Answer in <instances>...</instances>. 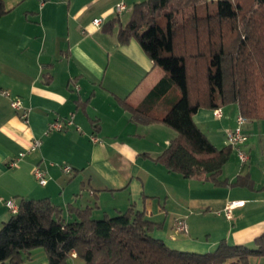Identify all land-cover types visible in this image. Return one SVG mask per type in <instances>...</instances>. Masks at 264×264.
<instances>
[{
    "label": "crops",
    "instance_id": "1",
    "mask_svg": "<svg viewBox=\"0 0 264 264\" xmlns=\"http://www.w3.org/2000/svg\"><path fill=\"white\" fill-rule=\"evenodd\" d=\"M4 1L9 11L0 18V91L20 97L29 114L21 118L0 92V228L12 216L5 200L49 197L69 220L75 218L70 205L89 206L92 217L103 218L133 204L146 218L162 223L154 236L193 252L212 250L223 238L249 243L264 232V120L245 122L242 146L249 158L242 162L233 149L221 172V179L231 182L249 175L255 187L216 186L155 162L177 131L162 121L136 122L120 102L126 99L161 117L180 94L172 89L145 101L165 71L137 39L120 43L118 24L113 31L104 28L107 20L117 15L121 20L125 10L131 14L132 5L143 0ZM119 2L126 4L122 12L115 9ZM98 17L104 19L101 26L93 23ZM221 109V117L209 108L194 115L215 147L228 145L227 133L239 115L236 104ZM70 116L72 126L47 134L51 122ZM35 138L42 144L29 150ZM21 152L24 156L11 166ZM36 165L47 172V184L34 177ZM64 165L72 172H65ZM237 199L245 205L227 219L220 211ZM209 214L227 219L224 225L212 224L217 235L208 228ZM180 217L188 232L178 237L182 232L174 226ZM71 261L82 260L72 254Z\"/></svg>",
    "mask_w": 264,
    "mask_h": 264
},
{
    "label": "trees",
    "instance_id": "2",
    "mask_svg": "<svg viewBox=\"0 0 264 264\" xmlns=\"http://www.w3.org/2000/svg\"><path fill=\"white\" fill-rule=\"evenodd\" d=\"M9 11L0 0V18ZM128 21L107 20L126 44L137 39L165 75L145 98L157 100L177 89L179 97L161 117L126 99L120 102L136 122L162 123L177 131L154 157L184 177H204L216 186L254 188L249 176L221 179L233 147H215L194 122L200 108L236 104L247 121L264 120V0H143L132 5ZM17 213L0 228V264H21L36 247H45L47 264H69L73 253L84 264H251L264 259V232L251 244L221 239L214 250L188 251L154 236L162 223L133 204L116 215L92 217V208L68 207L51 198H21ZM264 264V263H263Z\"/></svg>",
    "mask_w": 264,
    "mask_h": 264
},
{
    "label": "built area",
    "instance_id": "3",
    "mask_svg": "<svg viewBox=\"0 0 264 264\" xmlns=\"http://www.w3.org/2000/svg\"><path fill=\"white\" fill-rule=\"evenodd\" d=\"M42 3H44L46 0H41ZM126 4L124 2H119L116 4L115 9L116 12H122L123 10L126 9ZM103 18L102 17H98L95 18L93 23L97 26H101L103 23ZM1 94L9 97L10 98V103L12 105V107L17 110L21 116V118L23 119H27L29 114V110L27 107L24 106L22 99L18 96H12L10 90L7 89H2ZM215 114L218 115L219 117L223 116V111L221 108H217L215 109ZM246 117L243 116L241 113H239V115L237 116L236 119V126L230 130L227 133V139H228V145L230 144V146H232L236 151L237 154L239 156V159L242 162H246L249 158L248 153L245 151V149L243 148L242 144H244L245 142V133H244V125L245 122L247 121L245 119ZM72 124H74V116H70V117H66V118H58L56 120H54L53 122H51L50 126H49V130L47 131V134L56 130V131H61V130H65L66 126H69ZM78 129H80L78 127ZM93 141L97 142L99 138H97V136H92L91 138ZM42 144L41 139L39 138H35L32 142V145L30 147L29 150H36L37 148H39ZM24 156V152H21V154H19V157L13 159L10 161V165L11 166H15L19 160L20 157ZM64 171L67 173H71L72 172V167L69 165H64L63 167ZM33 174L34 177L36 178V180L42 184L45 185L48 182V178H47V172L42 168L39 167V165L34 166V170H33ZM5 204L7 205V207L9 208L10 212L12 214H15L18 212L19 210V203L14 199V198H10L5 200ZM245 205V200L242 199H237V200H233L231 202H229L225 208L223 210L220 211L221 214H223L227 219H232L233 218V210L235 208L238 207H242ZM187 222L185 218H177L175 221V229L178 232H183V233H187L188 232V226H187ZM74 255H76V253H73Z\"/></svg>",
    "mask_w": 264,
    "mask_h": 264
},
{
    "label": "rangeland",
    "instance_id": "4",
    "mask_svg": "<svg viewBox=\"0 0 264 264\" xmlns=\"http://www.w3.org/2000/svg\"><path fill=\"white\" fill-rule=\"evenodd\" d=\"M121 17H122L121 20H123V22L126 23L128 21L127 19H129V17H130V9L125 10L124 13L121 15ZM161 70H162V68L160 69V71ZM216 216H217L216 214H209L206 217V220H207V223H208L207 224L208 228L213 230L215 235H217V233H216V230L213 229V225L212 224L217 223V222H221V224L224 225V223H222V222L227 220L223 216L220 217L221 219L217 218ZM183 235H184L183 232L182 233H178V237H181ZM252 242H249L248 244H251ZM215 247L212 250H214ZM47 257H48V254H47V251H46L45 247L40 246V247L34 248L31 251V254L29 255V257H25L24 258V261L26 262V264H47V262H48V258ZM23 262L21 264H23ZM250 263L251 264H263L264 263V259L263 258H258V257H252ZM5 264H12V263L10 261H7ZM69 264H75V263L70 261ZM79 264H84V261L82 260L81 263H79Z\"/></svg>",
    "mask_w": 264,
    "mask_h": 264
}]
</instances>
